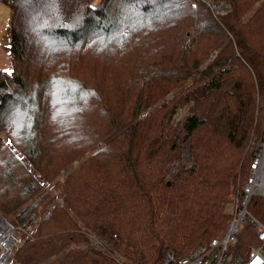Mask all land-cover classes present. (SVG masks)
Masks as SVG:
<instances>
[{
	"label": "trees",
	"instance_id": "trees-1",
	"mask_svg": "<svg viewBox=\"0 0 264 264\" xmlns=\"http://www.w3.org/2000/svg\"><path fill=\"white\" fill-rule=\"evenodd\" d=\"M6 1L0 212H48L0 264H155L217 234L264 123V0Z\"/></svg>",
	"mask_w": 264,
	"mask_h": 264
},
{
	"label": "built area",
	"instance_id": "built-area-1",
	"mask_svg": "<svg viewBox=\"0 0 264 264\" xmlns=\"http://www.w3.org/2000/svg\"><path fill=\"white\" fill-rule=\"evenodd\" d=\"M203 1L214 13L228 9L224 0ZM177 161L168 163L169 170L170 163ZM191 162L188 159L185 164ZM257 197L263 200L259 201ZM253 198L257 199L252 201ZM225 210L228 217L219 233L186 252L178 253L168 248L155 264H264V124L251 151L247 172L236 193L230 196ZM47 212L48 209L42 215ZM38 219L40 215L31 214L23 221L12 223L0 213V261L12 260L14 246L22 237L31 235ZM84 230L92 245L105 243L100 235L90 229Z\"/></svg>",
	"mask_w": 264,
	"mask_h": 264
},
{
	"label": "rangeland",
	"instance_id": "rangeland-1",
	"mask_svg": "<svg viewBox=\"0 0 264 264\" xmlns=\"http://www.w3.org/2000/svg\"><path fill=\"white\" fill-rule=\"evenodd\" d=\"M95 1L96 0H93V2H95ZM224 1L227 4V7H228L227 11H228L229 8H230V3L228 1H226V0H224ZM206 5L213 12L212 8L207 3H206ZM9 14H10V5H9V2L6 1V0H0V67H2V68H8V66H9V58H8V51H7V45H8L7 24H8ZM181 85L182 84L180 83L174 89H177ZM171 91L172 90H170L169 92H167L165 94L166 95L165 97H168L169 94L171 93ZM156 103H158V101L155 102L152 105H148V106L142 108L139 111V114H137V115L138 116L142 115L144 112H146L152 106H154ZM187 109H188V104H182V105L177 106L176 109H175V111L173 112L172 117H171L172 122L173 123H177V124H181V122H182V120L184 118V115L187 112ZM262 127H263V125H262ZM261 130H262V128H261ZM260 134H261V132H260ZM181 147H182V153H181L182 156L177 159L178 160L177 162L170 163V170L167 171V176L168 177L171 175V173L179 165L185 164L186 161H188V159H189L188 158V150H187L186 146L184 145V143L182 141H181ZM246 147H247V145L245 146V148ZM174 160H172V161H174ZM172 161H170V162H172ZM243 177H244V175H243ZM243 177H242V179H243ZM61 179H62V175H61V172H60L55 178H53L52 180H50L49 182H47L46 187L50 189L51 195H56L58 193V189L56 188L57 186L55 185V182H56V180H61ZM242 179H241V182H242ZM58 185H60V188H61V182H58ZM54 199H55V196H54ZM44 211H45V204L40 205L36 209V212H34V213L40 215V219H38V220H41L44 217L42 215L44 213ZM0 213H2V212H0ZM33 215H35V214H33ZM6 217H7V219L10 222L13 223V221H11L12 220L11 214H7ZM219 232H217V233H219ZM107 244L108 243L105 241V243H102L100 245L102 247L105 245V247H106Z\"/></svg>",
	"mask_w": 264,
	"mask_h": 264
}]
</instances>
